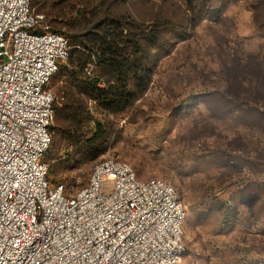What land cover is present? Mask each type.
Instances as JSON below:
<instances>
[{
	"label": "rangeland",
	"instance_id": "obj_1",
	"mask_svg": "<svg viewBox=\"0 0 264 264\" xmlns=\"http://www.w3.org/2000/svg\"><path fill=\"white\" fill-rule=\"evenodd\" d=\"M125 8L137 19L172 18L151 53L152 80L124 113L94 111L112 128L102 144L70 146L53 131L50 182L70 196L97 162L126 161L138 179H162L179 193L182 264H264V0H130ZM48 23L40 28L66 29Z\"/></svg>",
	"mask_w": 264,
	"mask_h": 264
},
{
	"label": "built area",
	"instance_id": "obj_2",
	"mask_svg": "<svg viewBox=\"0 0 264 264\" xmlns=\"http://www.w3.org/2000/svg\"><path fill=\"white\" fill-rule=\"evenodd\" d=\"M41 19L0 0V264H182L187 212L168 182L106 158L73 195L50 184L48 86L70 46Z\"/></svg>",
	"mask_w": 264,
	"mask_h": 264
},
{
	"label": "trees",
	"instance_id": "obj_3",
	"mask_svg": "<svg viewBox=\"0 0 264 264\" xmlns=\"http://www.w3.org/2000/svg\"><path fill=\"white\" fill-rule=\"evenodd\" d=\"M129 1L30 0L32 10L42 15L34 31L65 34L70 46L69 57L50 81L56 123H51L50 130L60 133L70 146L93 147L106 141L112 128L95 117L94 111L114 116L124 113L152 80L151 53L161 45L162 30L172 18L165 14L163 20L137 19L125 8ZM190 3L185 9L192 8ZM48 22L66 29L40 28L43 24L52 28ZM242 95L238 93L236 98L245 100ZM45 160L51 173L53 166Z\"/></svg>",
	"mask_w": 264,
	"mask_h": 264
}]
</instances>
